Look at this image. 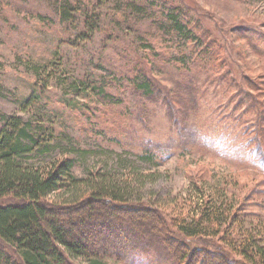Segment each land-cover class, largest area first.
Listing matches in <instances>:
<instances>
[{
  "label": "rangeland",
  "instance_id": "374dc122",
  "mask_svg": "<svg viewBox=\"0 0 264 264\" xmlns=\"http://www.w3.org/2000/svg\"><path fill=\"white\" fill-rule=\"evenodd\" d=\"M135 1L159 23L162 9H176L197 40L166 35L154 18L115 8L133 0H70L101 17L87 36L74 26L80 12L72 11L75 23L61 19L60 0H0V116L37 126L49 141L51 151L33 161L72 157L78 176L127 180L133 199L156 207L178 243L176 228L198 220L206 201H220L226 184L235 219L214 238L184 241L197 260L181 262L221 264L209 253L229 249L226 228L255 237L264 226V112L250 99L264 103V0ZM212 53L219 59L210 60ZM141 75L161 90V103L137 93ZM188 95L197 110L168 117L165 103L183 111ZM145 151L157 158L142 159ZM166 260L159 253L152 261L172 264ZM99 264L122 263L107 256Z\"/></svg>",
  "mask_w": 264,
  "mask_h": 264
},
{
  "label": "trees",
  "instance_id": "16d2710c",
  "mask_svg": "<svg viewBox=\"0 0 264 264\" xmlns=\"http://www.w3.org/2000/svg\"><path fill=\"white\" fill-rule=\"evenodd\" d=\"M60 1L58 12L63 21L75 23L72 11L80 12V20L74 26L82 28L81 36L93 35L100 28V15L70 5V0ZM115 8L120 13L130 9L129 17L154 18L153 24L166 35L197 40L176 9L166 12L162 9L159 23L152 12L148 13L135 0L125 6L116 2ZM209 56L210 60L219 59L215 53ZM140 77L133 82L137 93L161 103V90L155 91L145 76ZM97 90L99 96L101 90ZM188 97L191 104L183 111L166 102L167 116L178 120L175 117H186L197 110L194 97ZM250 99L253 107L264 112V103L257 97ZM50 151L49 141L42 138L37 126L17 117L0 116V264H76L77 260L99 264L107 256L117 257L122 264H153L159 253L167 262L181 264L195 253L184 241L214 238L229 224L230 217L235 219L229 207L235 195L224 182L220 201L214 204L206 201L202 216L188 228L175 227L183 243L175 242L168 237L164 215L141 199H133L127 180L118 181L111 174L90 171L78 176L77 162L72 157L51 163L32 160L33 155L42 159ZM155 158L157 155L148 151L142 157ZM144 213L150 215L147 219L143 217L146 222L139 218ZM231 230L226 228L221 237L229 249L215 247V253L209 255L217 257L221 264H234L232 254L242 257L240 264H264V238L259 236L261 232L264 234V226L255 237L240 229L236 231L237 237H233V227ZM146 257L145 263L139 261ZM193 260L197 258L194 256Z\"/></svg>",
  "mask_w": 264,
  "mask_h": 264
}]
</instances>
